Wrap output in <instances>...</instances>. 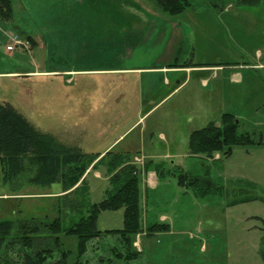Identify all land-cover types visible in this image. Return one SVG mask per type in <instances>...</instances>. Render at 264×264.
Here are the masks:
<instances>
[{
	"label": "rangeland",
	"instance_id": "rangeland-1",
	"mask_svg": "<svg viewBox=\"0 0 264 264\" xmlns=\"http://www.w3.org/2000/svg\"><path fill=\"white\" fill-rule=\"evenodd\" d=\"M189 1L171 15L156 0H12L13 25L0 21V103L88 153L121 136L114 151L137 148L141 138L148 146L152 137L151 155L131 154L143 174L142 222L170 229L136 234L133 245L144 254L131 264H264V0ZM171 64L196 67L168 74L170 83L167 74L148 72ZM177 80L188 83L179 87ZM224 113L236 115L239 132H255L256 143L233 146L229 157L191 153L190 133L220 123ZM154 169L160 183L151 189L147 174ZM180 169L211 179L212 191L199 196L180 187L173 175ZM87 172L86 204L109 188L104 162ZM27 178L5 181L0 161V222L77 217L59 211L66 193L60 182L42 186ZM123 221L124 208L107 210L97 225L122 228ZM118 242L100 238L83 264L111 256ZM76 243L65 238L72 250ZM74 260L72 254L69 264Z\"/></svg>",
	"mask_w": 264,
	"mask_h": 264
},
{
	"label": "trees",
	"instance_id": "trees-1",
	"mask_svg": "<svg viewBox=\"0 0 264 264\" xmlns=\"http://www.w3.org/2000/svg\"><path fill=\"white\" fill-rule=\"evenodd\" d=\"M222 3L225 0H214ZM239 5L257 6L262 0H234ZM161 9L171 15L184 12L189 0H156ZM12 0H0V21L13 25ZM27 37L35 44L34 38ZM240 122L236 115L224 113L220 123L210 121L206 126L195 129L189 136V149L193 154L212 156L221 152L229 157L233 146L256 143L255 132H239ZM261 143V141H260ZM131 153L107 151L88 153L78 145L68 146L49 132L42 131L10 102L0 103V161L5 181H12L28 174V182L47 186L60 182L64 194L58 205L59 211L66 209L71 214L69 222L61 216L42 220L36 216L14 222H0V264H83L89 248L97 250L100 238L117 236L118 245L112 246L111 256H101L97 264H131L140 260L143 252L134 247L138 233H157L170 229L168 223L155 222L143 226L141 208L142 171L131 158ZM104 162L107 169L109 188L106 196L98 202L84 203L89 197L86 176L90 167ZM147 164L144 172L148 171ZM162 174V170H158ZM181 187L193 189L202 196L212 191L214 183L202 176H192L180 169L173 174ZM72 194V195H71ZM82 195V196H81ZM87 208L86 210H84ZM124 208L122 228L101 230L97 222L102 211ZM65 222V223H64ZM15 228V232L12 230ZM77 240L75 250L65 246V238ZM98 244V245H95Z\"/></svg>",
	"mask_w": 264,
	"mask_h": 264
},
{
	"label": "crops",
	"instance_id": "crops-1",
	"mask_svg": "<svg viewBox=\"0 0 264 264\" xmlns=\"http://www.w3.org/2000/svg\"><path fill=\"white\" fill-rule=\"evenodd\" d=\"M196 66H185V65H180V64H171L170 66H161L159 68H156L158 69L157 71H148L149 73H153V72H156V73H160V74H170V73H173L175 75H177L178 73H182V72H191L193 71L192 69H194ZM137 70H141V69H151V68H136ZM86 70H91V71H95V70H92V69H86ZM86 70H82V71H86ZM77 71V70H75ZM136 73V72H135ZM142 73H147V72H142ZM166 82L167 83H170V79H169V75L166 77ZM187 80H185L184 82L180 81V80H177V84L179 85V87L181 86H186L187 85ZM132 127H134V125H132L129 129H131ZM128 129V130H129ZM161 136L162 138L165 140L166 144H169L170 140L168 138V136H166L164 133H161ZM122 137V136H121ZM119 137L116 141L112 142L111 144H109L106 149L102 152H99L101 153V156H103L107 151H114L115 147L120 143L118 142L119 139L121 138ZM152 138V137H151ZM151 138L149 140V144L148 146L145 144V139L144 138H141V143H139V145H137L138 147L137 148H130L129 146H125V148L122 150V151H117V152H128V153H135L134 155L137 156V158H140V157H143V158H147L149 155L151 154H148L150 153L149 151L151 149L154 150V144L155 142L152 140L151 141ZM118 142V143H116ZM156 150V148H155ZM167 157H172V155H167ZM147 178H148V185L146 183V185L149 187V188H156L158 186V184L160 183V179L157 177V173L154 170H150L147 174ZM181 187V186H180ZM179 187V188H180ZM183 188V187H182ZM90 190H91V187H90ZM3 196H7L6 194H2ZM12 196H17V195H12ZM144 254V250H141Z\"/></svg>",
	"mask_w": 264,
	"mask_h": 264
},
{
	"label": "built area",
	"instance_id": "built-area-1",
	"mask_svg": "<svg viewBox=\"0 0 264 264\" xmlns=\"http://www.w3.org/2000/svg\"><path fill=\"white\" fill-rule=\"evenodd\" d=\"M18 41V39H17V37H15V42H17ZM13 47H11V49H12Z\"/></svg>",
	"mask_w": 264,
	"mask_h": 264
}]
</instances>
